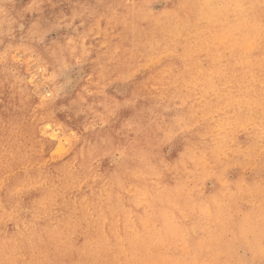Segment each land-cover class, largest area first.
Here are the masks:
<instances>
[{"label": "rangeland", "instance_id": "obj_1", "mask_svg": "<svg viewBox=\"0 0 264 264\" xmlns=\"http://www.w3.org/2000/svg\"><path fill=\"white\" fill-rule=\"evenodd\" d=\"M261 47L264 0H0V264H264Z\"/></svg>", "mask_w": 264, "mask_h": 264}, {"label": "bare ground", "instance_id": "obj_2", "mask_svg": "<svg viewBox=\"0 0 264 264\" xmlns=\"http://www.w3.org/2000/svg\"><path fill=\"white\" fill-rule=\"evenodd\" d=\"M232 47L233 49L235 48V46L232 43ZM253 64H256L258 66H262L264 68V47H261V52L259 54V56L254 60ZM225 71H221L219 68L215 69L213 73H207L205 75V80H204V88L202 89V93L204 91V95H207V90L211 87L214 86L215 84V78L222 76V74H224ZM225 76V75H224ZM260 108V107H264V95H260L258 96V98H254V102L250 103L248 105V110L251 113L254 108ZM254 117V115L251 113L247 118H242L243 120H241V124H244L245 122L248 123L252 118ZM233 195L239 196V193L237 191H234L231 193ZM254 197H256L255 199H257L258 202H264V190L263 188H261L260 186H257L255 191L253 192ZM247 198L249 199L250 197L252 199H254V197L252 196V194H247L246 195ZM235 196H232V200L235 201ZM248 201V200H247ZM264 204V203H261ZM259 205V204H258ZM259 212H261V210L259 209L256 213V221H257V225L256 227H258L259 229H264V212L261 214V216L259 215ZM254 218L249 216V220L248 221H253ZM252 224V222L250 223ZM40 236H34L32 239H35L36 241H41L40 240ZM47 238H49L47 236ZM54 241V243H53ZM48 242L53 243L52 245L50 243L49 246H42L40 247V249L38 248V253L41 255H45L47 252L51 253L52 256H56L54 255V245H56V238L54 239L53 237L48 239ZM36 246L39 245V243L35 244ZM102 250V251H101ZM53 251V252H52ZM82 253L80 255H75V253H73L72 251H68L67 253L64 254V256L62 258H58L59 260H61V264H74V262L77 261H81L82 264H91V261L98 257L99 260H101L103 257H106V252L105 249H100V250H91L89 249L87 246H85L84 249H82ZM116 254H110L107 255L108 257H110L111 263L112 264H117V262L119 261V257L115 256ZM57 257V256H56ZM103 258V259H104ZM28 264H39V261H35V260H29Z\"/></svg>", "mask_w": 264, "mask_h": 264}]
</instances>
